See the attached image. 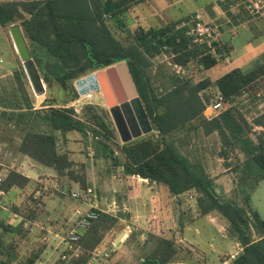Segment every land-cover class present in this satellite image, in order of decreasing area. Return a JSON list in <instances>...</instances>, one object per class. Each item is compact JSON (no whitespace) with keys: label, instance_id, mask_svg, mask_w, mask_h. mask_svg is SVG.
Listing matches in <instances>:
<instances>
[{"label":"trees","instance_id":"obj_1","mask_svg":"<svg viewBox=\"0 0 264 264\" xmlns=\"http://www.w3.org/2000/svg\"><path fill=\"white\" fill-rule=\"evenodd\" d=\"M142 1H0V25L3 28L18 23L22 26L44 83L48 89H59L67 97L62 104L51 101L44 103L43 108L34 110L30 95L32 89L25 71L22 68L16 72L14 91L17 93V105L21 103L23 105L19 106L29 111L16 146L17 152L38 165L54 170L58 176L79 181L87 187L84 176L75 173V162L70 154L60 151L57 134L65 137L67 133L77 131L88 137L92 132L97 154L105 158L113 157L114 165L122 167L127 176H138L162 184L175 196L194 192L200 216L215 212L222 215L242 246L230 264H264V218L254 210L250 218L243 208L222 201L202 163L192 162L174 143L167 141V136L191 128L192 123L200 119L196 130L202 128L205 135L218 133L223 158H227L228 148L239 150L246 156L240 177L241 186L253 183L254 187L264 180V113L251 124L233 106L217 116H205L210 102L205 97L206 91L211 87H216L228 104H234L248 88H252L251 92L260 89L264 60L236 68L216 82L172 76L171 87L159 93L150 73L153 59L158 55L167 53L175 66L185 69L193 64L200 71L216 66L225 55L219 45L214 44L213 49L207 44H198L185 31L176 30L178 22L142 32L134 43L123 44L108 28L106 16L115 17ZM230 50L228 48L227 53ZM122 61L129 67L155 132L118 145L124 160L115 157L108 144L110 140L115 142L117 134L107 120L108 114L104 109H98L91 117L82 120L72 107H65L80 96L74 86L76 80ZM85 108L94 109L91 105ZM22 118V115L18 116L19 123ZM255 126L263 130L256 133ZM251 134L256 135L255 139ZM31 182L30 178L13 169L6 173L1 187L9 192L14 188L25 189ZM36 201L40 202L39 199ZM13 209L19 212L17 207ZM35 210L30 209L23 218L34 220ZM116 223V217L100 213L91 227L72 243V248L67 252L71 260L58 264H91L93 252ZM23 229V223L15 226L6 223L0 216V264H14L19 259L15 247L13 244L6 245L3 235H24ZM76 250L79 252L75 253ZM177 254L173 240L157 237L154 250L144 264H169ZM24 264H35V260Z\"/></svg>","mask_w":264,"mask_h":264},{"label":"rangeland","instance_id":"obj_2","mask_svg":"<svg viewBox=\"0 0 264 264\" xmlns=\"http://www.w3.org/2000/svg\"><path fill=\"white\" fill-rule=\"evenodd\" d=\"M217 2L218 0H143L115 17L106 16V24L116 39L129 45L134 43L142 32L178 22L198 10L211 14V6ZM209 4L211 6L207 7ZM9 28L0 25V166L3 170L0 175L5 177L8 171L19 169L36 179L35 183L25 189L14 188L12 193L3 199L7 210L2 211L1 216L5 221L8 215L16 213L24 217L29 214L30 209H36V218L32 221L27 220L23 229L24 235H3L5 244H13L18 253L19 259L14 264H24L30 260H35V264L68 263L71 260L67 254L70 248L64 242L60 245V241L68 239L70 230L81 215L95 203L98 207L111 212L110 216L116 217L117 223L106 233L104 241L99 246L102 251L109 254V257H101L91 264H144L154 250L156 238L163 236H169L178 249V254L169 264H230L242 250V246L236 235L231 232L229 222L222 215L215 212L212 213L213 217L209 222H205V219L201 221L205 233L200 237L204 241L197 244L195 229L196 220L200 215L196 194L191 192L177 199L169 197L162 205V202L156 201L158 193L155 194L156 198H152L150 192L146 194L142 189L147 184L127 176L122 167L114 165L113 157L105 158L97 154L92 132H89L88 137L77 131L69 132L65 137L60 133L57 135L60 151L70 154L75 162V173L84 176L87 187L82 186L79 181L65 176L60 177L54 170L26 160L17 152L16 146L20 142L29 111L26 107L19 106L23 104L17 105L16 101L14 76L23 66L16 54ZM150 73L159 93L171 87L172 76H182L195 81L198 79L196 66L191 64L184 69V73L179 74L171 55L167 53L153 59ZM78 80L74 82V86L79 91L76 84ZM30 95L34 110L43 108L44 103L51 101L62 104L67 98L63 91L50 90L47 85L44 95L37 97L33 91ZM205 97L210 100L207 104L210 106L215 103L218 95L210 89ZM88 105L94 109L87 110L85 107ZM231 106L235 107V111L240 112L250 124L253 123L256 117L264 113L263 86L254 92L241 95L234 104H226L223 110ZM65 107H72L82 120L91 117L98 109H104L108 114L107 120L117 134L115 142L110 140L108 144L113 149L114 156L124 160L118 147L123 143L100 90L80 95L77 100L69 102ZM20 115L23 118L19 123ZM211 115L210 109H206L205 116L214 117ZM196 123L199 125L201 120H195L191 128L167 136V141L174 143L192 162L204 163L207 173L213 176L214 180L219 179L220 183L216 184V187L222 201L243 208L250 218L252 210L264 218V183L260 181L261 183L254 184V187L253 183L245 186H241L240 183L246 156L239 150L228 148L227 158H223L220 136L216 133L218 137L204 138L202 128L196 130ZM255 131L260 133L262 129L255 126ZM251 136L253 139L256 137L254 134ZM196 143L199 145L198 152ZM225 170L228 171L224 174ZM224 175H229V178L221 181ZM89 187L96 197H87L79 201L72 198L74 189ZM37 191L39 192L36 194ZM37 199L40 202H37ZM14 207H17L19 212H15ZM187 226H192V229L186 230ZM63 255H67V259H63Z\"/></svg>","mask_w":264,"mask_h":264},{"label":"crops","instance_id":"obj_3","mask_svg":"<svg viewBox=\"0 0 264 264\" xmlns=\"http://www.w3.org/2000/svg\"><path fill=\"white\" fill-rule=\"evenodd\" d=\"M209 4L207 7H210ZM211 14L206 11V13H202V11L198 10L194 14H200L206 21L212 22L215 26L218 27V34L216 35V39L213 43V49L214 44L219 45L220 50L222 53H224L225 57L218 62V64L208 70L200 71L196 68V81H201L204 79H210L212 82H216L218 79H220L225 74L229 73L230 71L236 69V68H244L248 66L250 63L256 60H264V18L254 19V18H244L242 20H239L237 18L231 17L229 14H227L225 7H223V4L221 3V0H218V2L215 5L211 6ZM193 15V14H192ZM228 48L231 49L230 52L227 53ZM210 89L214 90V92H217V95L220 96L218 90L216 87H211ZM208 89V90H210ZM252 88H248L244 93L247 94L248 92L251 93ZM208 90L206 92H208ZM196 123V127H198ZM258 128V127H257ZM199 129V128H198ZM262 129V128H261ZM263 130V129H262ZM203 132V131H202ZM217 132H214L210 135L202 134L204 138L216 136ZM218 134V133H217ZM58 135V134H57ZM218 137V136H216ZM197 146H199L196 143V152H198ZM26 160H31L30 158L24 156ZM25 159L24 162H25ZM220 160V159H219ZM32 161V160H31ZM33 162V161H32ZM35 163V162H33ZM36 164V163H35ZM38 165V164H37ZM202 165L205 167V164L202 163ZM206 169V168H205ZM26 177L30 178L32 180L31 184L35 183L36 179L32 175L25 174L24 172H21L19 169H14ZM228 170L224 171V174ZM207 172V171H206ZM208 174V173H207ZM209 175V174H208ZM213 180L214 188L218 195L219 189L216 187V184H219V179L214 180V177L209 175ZM132 178H136L139 181L144 182L147 185H144L143 191L147 193H152L151 197L156 198L155 194L158 193L156 201L162 202V205L165 203V199L169 197H173L174 199L182 198L189 193H184L178 196L172 195L169 191V189L162 185L157 184L154 182H151L147 179H143L138 176H130ZM229 178V175H224L221 179V181H226ZM262 184L264 183V180L261 181ZM260 182V183H261ZM30 184V185H31ZM13 189L9 192H7V195L12 193ZM39 191L36 192V194ZM6 195V196H7ZM160 197V198H159ZM6 198V197H5ZM166 201V203L168 202ZM4 203V202H3ZM89 208H100L98 205L92 204ZM88 211V210H87ZM86 211V212H87ZM85 212V213H86ZM83 213V214H85ZM260 215V214H259ZM1 216V215H0ZM82 216V215H81ZM80 216V217H81ZM79 217V218H80ZM213 217L212 214L206 215V216H200L196 220V243L201 244L203 243L202 237H200L203 233H205V230L203 228V225L201 227V221L204 220L205 222H209ZM7 219L11 218L14 222L11 220L6 219V223H13V225H18L23 223L24 226H26L27 220H25L22 216L19 214H12V216L8 215L6 217ZM188 227V226H187ZM212 227V226H211ZM192 229V226H189L186 230ZM185 231V230H184ZM186 232V231H185ZM166 239H171L169 236H163ZM127 238V237H126ZM126 240V239H125ZM172 240V239H171ZM63 245V240L60 241V245ZM58 245V246H60ZM100 249V247L98 248Z\"/></svg>","mask_w":264,"mask_h":264},{"label":"water","instance_id":"obj_4","mask_svg":"<svg viewBox=\"0 0 264 264\" xmlns=\"http://www.w3.org/2000/svg\"><path fill=\"white\" fill-rule=\"evenodd\" d=\"M9 33L34 95H44L46 85L34 61L22 26L11 25ZM76 84L80 95L89 91H101L123 144L154 132L153 124L125 61L100 69L95 74L81 78Z\"/></svg>","mask_w":264,"mask_h":264},{"label":"built area","instance_id":"obj_5","mask_svg":"<svg viewBox=\"0 0 264 264\" xmlns=\"http://www.w3.org/2000/svg\"><path fill=\"white\" fill-rule=\"evenodd\" d=\"M221 3L223 4V7H225L227 14L239 20L244 18H264V0H221ZM175 28L176 30L185 31L186 34L189 37H192L196 43L207 44L211 48H213V43L218 34V27L212 22L206 21L200 14H193L189 17L180 19ZM176 68L178 69V72L184 73V69L180 66H176ZM260 86H263L264 91V77L260 81ZM226 104L228 105L220 95L215 103L208 106L207 109H210L211 116H217L221 113ZM3 181L4 177L0 175V215L2 211L7 210L3 203V199L7 195V192L1 187ZM71 196L76 201L87 197H96L90 187L84 189L76 188L73 190ZM113 204L115 205V202H113ZM100 213L111 215V212L102 208H92L88 210L70 230L68 239L63 240L64 244L71 249L72 243L77 241L81 235L91 227L92 223L99 218ZM78 252L79 251L76 250L75 253ZM101 257H109V254L105 253L104 250L102 251L97 248L92 254L91 263H94ZM63 259H67V255H63Z\"/></svg>","mask_w":264,"mask_h":264}]
</instances>
